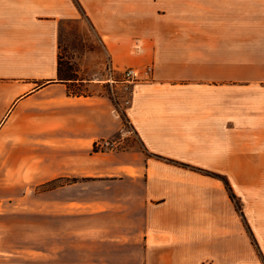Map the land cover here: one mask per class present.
Wrapping results in <instances>:
<instances>
[{"label": "crops", "instance_id": "1", "mask_svg": "<svg viewBox=\"0 0 264 264\" xmlns=\"http://www.w3.org/2000/svg\"><path fill=\"white\" fill-rule=\"evenodd\" d=\"M82 17L102 81L63 76L61 26ZM149 64L123 106L140 144L95 151L123 121L73 83L116 94ZM34 166L84 222L67 247L92 252L53 264H264V0H0V200L22 202Z\"/></svg>", "mask_w": 264, "mask_h": 264}, {"label": "rangeland", "instance_id": "2", "mask_svg": "<svg viewBox=\"0 0 264 264\" xmlns=\"http://www.w3.org/2000/svg\"><path fill=\"white\" fill-rule=\"evenodd\" d=\"M61 58L63 76L102 81L111 73V55L101 43L93 27L86 17L80 20L65 21L60 31ZM123 72H117L113 78L118 79L116 94H112L109 86H84L73 83V90L79 94H108L116 106L123 121V130L115 139L117 150H128L138 143L125 118L124 107L130 90L129 84L120 82ZM111 82V81H109ZM140 144V143H138ZM95 151H98L93 147ZM29 187L22 202L19 199L0 200V264H53L66 262L68 257L85 256L92 258L90 250L69 248L74 242L72 231L83 220H76L75 212L69 214L67 209L51 205L52 196L46 192L53 185L36 184V166L29 169ZM75 243V242H74Z\"/></svg>", "mask_w": 264, "mask_h": 264}, {"label": "built area", "instance_id": "3", "mask_svg": "<svg viewBox=\"0 0 264 264\" xmlns=\"http://www.w3.org/2000/svg\"><path fill=\"white\" fill-rule=\"evenodd\" d=\"M153 70L154 67L153 65L150 64L144 67H128L123 71V79H121L120 82L130 85L134 82L149 80L152 78ZM112 94L114 93L112 92ZM116 109L117 108H115V111ZM117 144H118L117 141L113 139L105 138L96 141L94 147L98 151H109V150H114Z\"/></svg>", "mask_w": 264, "mask_h": 264}, {"label": "trees", "instance_id": "4", "mask_svg": "<svg viewBox=\"0 0 264 264\" xmlns=\"http://www.w3.org/2000/svg\"><path fill=\"white\" fill-rule=\"evenodd\" d=\"M69 78H70V79H77V78H74V77H69ZM78 94H79V93H78ZM125 118H126V116H125ZM126 120H127V119H126ZM216 176H218V177H220L221 179L224 180V182H225V184H226V187H227V189L229 190V193H230L231 198H232V199L235 201V203H236L237 210H238L239 212H241V214H242V216H243L244 218H246V217L244 216V213H243V210H242V206H241V204H240V202H239L237 196H236L235 193L233 192V189H232V187H231V185H230L228 179H227L226 177L221 176V175H216ZM246 224H247V223H246ZM247 225H248V224H247ZM252 235H253V234H252ZM253 242H254L255 244H257V242H256V240L254 239V237H253Z\"/></svg>", "mask_w": 264, "mask_h": 264}]
</instances>
